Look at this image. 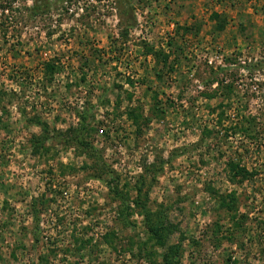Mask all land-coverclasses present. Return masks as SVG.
I'll return each mask as SVG.
<instances>
[{
    "label": "rangeland",
    "instance_id": "1",
    "mask_svg": "<svg viewBox=\"0 0 264 264\" xmlns=\"http://www.w3.org/2000/svg\"><path fill=\"white\" fill-rule=\"evenodd\" d=\"M0 264H264V0H0Z\"/></svg>",
    "mask_w": 264,
    "mask_h": 264
},
{
    "label": "trees",
    "instance_id": "2",
    "mask_svg": "<svg viewBox=\"0 0 264 264\" xmlns=\"http://www.w3.org/2000/svg\"><path fill=\"white\" fill-rule=\"evenodd\" d=\"M223 24H224V22H223V20H222V22H221V24H216V29L217 28H221L222 26H223ZM149 53H151L152 55H154V56H158V54H159V52H157V51H155V50H153V51H151V52H149ZM42 67H43V74H44V77L45 78H47L48 79V81H52V78H53V75H55L57 72H59V66H57L56 64H55V61L54 60H49V61H47V62H44L43 64H42ZM219 70L220 71H224V69L223 68H219ZM128 80V83H131L130 82V80L129 79H127ZM223 87V86H222ZM130 112H128V115H129V117L130 118H133V120H135L136 119V117L137 116H134V111L132 110H129ZM239 173H241V171L239 172ZM244 172H243V170H242V174H243Z\"/></svg>",
    "mask_w": 264,
    "mask_h": 264
}]
</instances>
